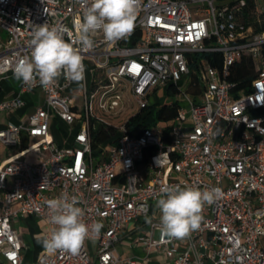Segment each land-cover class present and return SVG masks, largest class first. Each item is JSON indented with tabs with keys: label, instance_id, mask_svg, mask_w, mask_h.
<instances>
[{
	"label": "built area",
	"instance_id": "1",
	"mask_svg": "<svg viewBox=\"0 0 264 264\" xmlns=\"http://www.w3.org/2000/svg\"><path fill=\"white\" fill-rule=\"evenodd\" d=\"M90 3L0 0V80L30 56L34 27L66 28V42L75 41ZM91 39L92 48L74 43L85 90L71 96L74 82L61 76L47 88L21 81L15 97L0 99V114H10L25 106L23 95H43L21 123L0 127V145L11 153L0 162V264H26L12 221L32 216L50 235L47 201L62 193L77 198L86 224L103 227L78 253H44L33 264H146L152 252L164 264H264V8L257 0H140L128 35L110 43L98 30ZM208 54L217 66L195 59ZM160 88L180 99L168 133L157 124L130 137L124 124L114 143L93 152L92 132L103 124L92 117L99 91L104 112L119 107L121 96L109 97L117 89L141 111ZM53 122L67 127L70 144L49 139ZM32 149L45 159L28 161ZM175 185L222 191L183 239L162 235L156 207L162 189ZM131 235L132 248L146 255L122 259L116 245Z\"/></svg>",
	"mask_w": 264,
	"mask_h": 264
},
{
	"label": "clouds",
	"instance_id": "2",
	"mask_svg": "<svg viewBox=\"0 0 264 264\" xmlns=\"http://www.w3.org/2000/svg\"><path fill=\"white\" fill-rule=\"evenodd\" d=\"M140 0H91L78 25V35L73 42H66V28L49 27L47 24L34 27L30 41V56L19 59L13 69L16 79L29 86L39 83L50 87L63 76L78 85L77 91L86 89L85 65L74 43L83 48H92L91 35L102 30L105 41L115 43L128 35L135 26ZM220 188L200 190L179 185L162 189V197L156 202L159 209L161 233L164 236L183 239L197 230L203 217L205 204L220 198ZM75 196L61 194L47 201L49 223L54 227L50 235L37 238L45 251L57 250L76 254L86 239L98 234L102 223L86 224L83 210L77 206ZM150 222V221H149Z\"/></svg>",
	"mask_w": 264,
	"mask_h": 264
},
{
	"label": "rangeland",
	"instance_id": "3",
	"mask_svg": "<svg viewBox=\"0 0 264 264\" xmlns=\"http://www.w3.org/2000/svg\"><path fill=\"white\" fill-rule=\"evenodd\" d=\"M258 5L260 8H264V0H257ZM15 86H17V82H15L14 80H7L6 84L4 87H11L14 88ZM77 89V84L73 83L72 86L70 87L69 93L71 96H73L74 94L72 93V91ZM186 86H182L181 90H185ZM104 91H99L95 98L91 101V106H92V117L96 118L98 121H100L101 123H103L105 126L107 127H111L114 130L118 131L119 128H121L122 126H124V124L126 123V121L130 118L133 117L134 115L138 114L140 112L139 106L134 102V100L132 99V96L130 95L129 91H121L120 89H117V91L109 94L110 96H113L115 94H118L121 96V99L119 101V107H117L114 111L111 112H104L101 109H99L98 105H99V100L101 97V94ZM12 90L9 91L8 93V97L7 99H9L12 95ZM158 100V101H156ZM156 100H154V102H156V107L158 108L161 105H171L177 102H180V99L178 97L175 96L174 93H172L171 91L168 92V95L165 91V89L160 88L157 90L156 92ZM160 100V101H159ZM153 102V100L151 101ZM78 108L81 109L82 108V104L80 102V100L76 101ZM39 104L42 105L43 104V99L41 101H39ZM156 108L153 110V113L156 112ZM149 112V111H148ZM14 115L13 113L10 114H6V113H1L0 114V127H4L6 125V121L2 120V118H8V120L13 119ZM56 124V122H55ZM61 126L62 130H66V126L62 123H58ZM159 125L161 129H165L168 125H170V123H164L162 121H158L155 125L152 126V128H155L156 125ZM55 132L53 133L52 137L53 138H57L59 140V142L61 144L65 143L64 142V136L62 135V133L60 132L59 129H56V127L54 128ZM71 137H69L68 141H71ZM11 153L9 151H7V148L0 145V159L3 160L5 159L6 156H9ZM30 154L32 155L33 158H35L37 161H42L45 159L46 154H44L43 152H39L36 149H32L30 151ZM103 155H99L97 158H102ZM28 161H34L30 156H28ZM35 160V161H36ZM25 217L21 216L16 220H13L11 225L13 227V229L16 231V233L18 234V236L21 238L23 245H24V251L25 253L28 254H33L35 253V251H39L40 255L44 254V253H48L51 254L50 252L45 251V249L43 248V246L37 242V238L40 236L45 235L46 233V228L44 226V221L40 220V219H36V231L35 232H31L25 223ZM158 235L157 233H154V239H157ZM135 238V235H131L129 237H125L123 239H121L117 245H116V251H117V255H119L122 259L128 258L130 256H132L133 254L135 255H142L145 256L146 254H142L140 253V251H138V249H133L131 242L133 241V239ZM91 248H95L96 246V241L92 240L90 241V243L88 244ZM150 257V262H154L155 260L159 261L158 264H164V262H161L162 258L160 257V255H155V252H152ZM146 264H149L148 262Z\"/></svg>",
	"mask_w": 264,
	"mask_h": 264
},
{
	"label": "trees",
	"instance_id": "4",
	"mask_svg": "<svg viewBox=\"0 0 264 264\" xmlns=\"http://www.w3.org/2000/svg\"><path fill=\"white\" fill-rule=\"evenodd\" d=\"M195 59L208 60L212 66H217V56L214 54L208 55H196ZM244 63V62H242ZM247 74L246 68L245 73L239 75L240 77H245ZM1 95V88H0ZM1 99V96H0ZM157 109L155 113H153L154 109ZM178 104L174 103L171 105H162L158 108L156 105H152L146 110H141L138 114L130 117L126 123L125 127L127 129V133L130 137H138L140 133L147 128H151L158 121H162L164 123H169L173 121L177 115ZM149 111V112H148ZM167 126L166 133H168ZM114 130L111 127H107L104 124H97L96 129L92 132V150L94 153H97L96 150L100 145H107L114 143Z\"/></svg>",
	"mask_w": 264,
	"mask_h": 264
},
{
	"label": "crops",
	"instance_id": "5",
	"mask_svg": "<svg viewBox=\"0 0 264 264\" xmlns=\"http://www.w3.org/2000/svg\"><path fill=\"white\" fill-rule=\"evenodd\" d=\"M9 79L14 80L15 82H17V86H15L14 88L4 87L5 84H6V81L9 80ZM20 83H21V80L16 79L15 76H12V75H9V76L1 79L0 80V88H1V95L0 96H1V99H7L8 93H9L10 90H12V94H11L12 96L10 98L15 97L17 92H18V88L20 86ZM22 99L25 102V106L23 108L19 109L17 112L13 113L14 117H13L12 121L8 120V118H2V120L6 121V124L7 123H11V124H15L16 125L18 123H21L27 116L31 115L35 111V109L37 107L41 106L39 104V101H41L43 99V95H42V93L40 91H36L33 95H23ZM152 100H153V102H151V105H157L156 102H154V100H156V94L151 99V101ZM156 101H158V100H156ZM55 127H56V129H59L60 132L62 133V135L64 136V142L65 143L61 144L57 138H53L52 137L53 133L55 132V129H54ZM95 129H96V127H95ZM65 136H66L65 131L61 129V126L57 122H56V124H55V122H53L51 124V126H50L49 139L54 141L55 143L61 145V146L62 145H68V144H70L71 141H68L69 138L66 139ZM27 144H28V140H24L23 141V146L26 147ZM104 146H106V145H100L97 148L96 152L97 151L99 152L100 149L102 147H104ZM28 156H30L34 160V161H31V163H38L39 162V161H35L36 159L33 158L31 154L28 153ZM7 159H8V156H6L5 159H3L0 162L2 164H5ZM24 217H25L24 220H25L27 228L31 232H35L36 228H37V226L35 225L36 224V218H34L32 216H24ZM123 238H125V237H123ZM138 251H140V253H142V254H145L143 251H141V249H138ZM133 255H135V254H133ZM39 256H40L39 251H35V253H33V254H28V253H25V251H23V259H24V262L26 264H33L37 260V258ZM132 256H130V257H132ZM138 256H142V255H138ZM158 262L159 261L155 260L154 262H149V264H158ZM161 262H164V261L161 260Z\"/></svg>",
	"mask_w": 264,
	"mask_h": 264
}]
</instances>
